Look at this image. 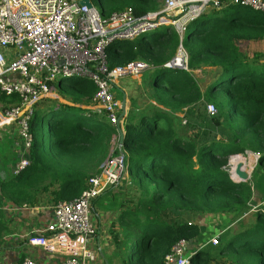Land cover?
Masks as SVG:
<instances>
[{
    "label": "trees",
    "instance_id": "1",
    "mask_svg": "<svg viewBox=\"0 0 264 264\" xmlns=\"http://www.w3.org/2000/svg\"><path fill=\"white\" fill-rule=\"evenodd\" d=\"M98 1L99 10L92 4L106 19L125 8L136 16L154 12L163 0ZM263 39L264 13L230 4L206 12L181 36L165 28L160 38L112 44L106 51L109 69L133 62L153 67L152 74H145L154 86V99L171 112L201 104L192 74L216 68L218 75L205 92L207 98L219 99L216 115L188 124L198 129L190 138L181 136L173 117L149 101L119 118L117 129L89 125L76 118L84 111L75 105L90 101L95 85L88 80L69 88L55 84L57 94L68 95L74 105L45 99L35 107L29 121L30 166L14 177L3 198L28 207L46 198L53 204L74 200L99 173L115 139L138 196L125 203L115 190L118 185L111 187L92 202V213L116 216L111 227L118 232H111V241L121 264H162L179 241L188 243L193 264L223 258L227 264H264V211L252 214L249 224L242 219L254 198L264 209V66L248 63L236 47L239 41ZM179 44L187 55V70L162 68ZM18 103L15 95H0V109ZM245 152L260 154L257 171L249 181L231 182L224 170L229 157ZM206 216L228 217L236 225L220 233L217 245L205 244L199 218Z\"/></svg>",
    "mask_w": 264,
    "mask_h": 264
},
{
    "label": "built area",
    "instance_id": "2",
    "mask_svg": "<svg viewBox=\"0 0 264 264\" xmlns=\"http://www.w3.org/2000/svg\"><path fill=\"white\" fill-rule=\"evenodd\" d=\"M79 2L0 0V95L19 98L17 105L0 109V140L4 130L13 126L12 146L18 154V163L13 170L15 175L30 166L33 137L29 121L35 107L45 99L56 100L54 85L63 86L65 78L76 76L78 81L75 83L91 81L96 88L94 96L88 105L75 107L83 110L85 117L90 114L103 116L109 126L117 129L122 105L115 99L113 87L120 78L139 76L152 71L153 67L133 62L109 69L106 51L112 44L137 38H160L165 28H172L181 36L208 7L220 11L232 4L264 13V0H163L154 12L136 16L131 8H125L104 19L92 0L91 9ZM177 49L178 54L163 68L187 70L186 52L181 44ZM207 112L214 115L215 109L208 105ZM115 153L102 162L99 173L88 180L89 187L79 197L51 206L52 222L29 233V246L63 257L62 264H89L95 260L98 247L92 202L103 191L119 185L126 175L125 158L120 150ZM243 158L252 160L255 166L260 154L231 155L224 168L231 182L239 181L234 163L238 159L244 161ZM248 168L242 163L241 170L247 174V181L252 172V168ZM218 242L219 236H214L205 244L215 246ZM191 256L188 243L179 241L172 246L162 264H193ZM18 264L38 263L24 257Z\"/></svg>",
    "mask_w": 264,
    "mask_h": 264
},
{
    "label": "rangeland",
    "instance_id": "3",
    "mask_svg": "<svg viewBox=\"0 0 264 264\" xmlns=\"http://www.w3.org/2000/svg\"><path fill=\"white\" fill-rule=\"evenodd\" d=\"M95 4V8L99 10V4H98V0H92ZM211 7H208L206 12L209 11ZM177 14V13H176ZM170 16H173V14H170ZM148 37V36H147ZM236 47L239 51V53L241 55H243L246 59V61L250 64L253 65H260V66H264V39L263 40H245V41H239L236 44ZM178 50V49H177ZM177 53V52H176ZM178 54V53H177ZM176 54V55H177ZM218 70L216 68H210V67H206V68H201L200 70L194 71L193 72V77L196 80L197 86L200 90V92L202 93V101L201 104H196L195 106L191 107L190 109H183V110H179L177 112H171L169 110L164 109L163 107H161L156 100L154 99V86H151L152 82L151 79L149 77L148 74H142L139 76H133V77H123L120 78L115 86L112 89V93L115 97V99L118 102H122L123 99L125 101V105L128 106L129 110L132 111L133 113L137 112L138 110H141V107L144 105L145 101H149L150 103H152L154 106H156L159 110L170 114L173 117V123H174V127L175 129L178 131V133L183 136V137H187L190 138L194 135V133H196L198 131L192 129V127H190L188 124H196L202 115H204L205 117H212L214 115H216L218 108L220 106V102L219 99L217 97H213V98H207L205 96V92L210 84V82L217 77L218 75ZM78 79L76 76H72L69 78H65L62 80V84H63V88H69L72 87V84L77 82ZM57 94V92H56ZM57 101L59 103H71L68 101L69 96H60L57 94ZM89 101H87L86 103L81 104L82 106L88 105ZM80 105V104H79ZM211 105L214 109H215V114L214 115H210L207 112V106ZM191 113V114H190ZM76 118L78 120H82L84 122H87L89 125H102L104 127H109L111 128V126L108 125L107 121L105 120V118L103 116L100 115H92L90 118L89 117H85L84 113H77ZM120 118V116H119ZM113 128V127H112ZM120 149V145L117 143V140L114 139V141L111 143L110 148L108 150V154L107 155H116V151H118ZM242 163H244L247 167L249 165V168H252L253 165V161H249L246 158H243ZM242 163H239L242 165ZM257 171V163L256 165L252 168V172L250 175V179L252 174H254L253 172ZM132 176L128 175V172L126 173L125 177L123 178V180L121 181V183L115 188V190L119 189L117 193L119 194H123V201L126 203V201L129 200H133L136 199L138 196V191L136 189H134L132 184ZM249 206V211L250 209L253 210V212L248 213L247 216H245L244 218H242L244 220L245 224H249L252 222L253 218H252V214L254 213H261L264 211L262 205H260L258 203V200L256 198H254L251 202H249L248 204ZM92 216L94 218V223H95V227H96V242H97V247H98V251L95 254V260L91 263V264H102V213L98 214V212H94V214L92 213ZM105 219V218H104ZM114 219H116V216H107L106 219V225L103 228L105 229V234H108L109 237H111V232H118V228L116 226L111 227L108 226V223L111 221H114ZM219 217H211V216H206L203 218H199L200 222L202 223V225L204 227L210 228V229H216L219 230L220 226H218L219 221H218ZM194 221V220H193ZM139 234V233H138ZM210 234V235H209ZM220 233H216L215 235L213 234V236H211V233H205V236L208 239H210L211 237L214 236H219ZM123 236V234H121V237ZM106 243L104 248L109 247L108 249H110L111 247L114 249L113 251H111V254L113 256H116L115 258H117L118 261H120L119 258V251L114 247V245L112 244H108L107 242L109 240H107L105 238ZM135 243V242H134ZM111 245V246H110ZM107 252H109L107 250ZM192 253V252H190ZM120 263V262H119ZM121 264V263H120ZM213 264H227L225 261V258L218 260L216 263Z\"/></svg>",
    "mask_w": 264,
    "mask_h": 264
},
{
    "label": "crops",
    "instance_id": "4",
    "mask_svg": "<svg viewBox=\"0 0 264 264\" xmlns=\"http://www.w3.org/2000/svg\"><path fill=\"white\" fill-rule=\"evenodd\" d=\"M129 111L125 105L123 117ZM3 138L0 140V263L18 264L24 257L34 259L38 264H62L63 257L58 255H49L38 247H31L27 244V237L33 229H40L52 222L53 216L51 206L53 203L50 198H46L42 204L37 207H28L25 205H14L7 197L3 198V193L11 187V182L17 176L13 170L18 163V154L13 149L12 141L15 138L14 127L4 130ZM101 214V212H99ZM109 213L102 212V264H120L116 256L111 254L114 249L104 248L105 238L111 244V237L105 234L106 219ZM105 218V219H104ZM228 217L220 216L218 221L219 230L204 227L203 233H222L225 230L236 225L235 220L229 221ZM111 226V222L108 223ZM97 243V242H96ZM111 246V245H110ZM107 250L109 252H107ZM98 251V250H97ZM91 264V263H89Z\"/></svg>",
    "mask_w": 264,
    "mask_h": 264
},
{
    "label": "water",
    "instance_id": "5",
    "mask_svg": "<svg viewBox=\"0 0 264 264\" xmlns=\"http://www.w3.org/2000/svg\"><path fill=\"white\" fill-rule=\"evenodd\" d=\"M80 5L82 6H85L87 9H91L92 8V4L90 2V0H80ZM163 68V67H162ZM155 69L152 68V71H151V74L153 73ZM16 78H18V75H16ZM121 105H122V110H121V114H120V118L123 117L124 115V112H125V101L123 99V101L121 102ZM80 109V108H79ZM118 131V130H117ZM119 133V137H120V142H121V139H122V135L120 132ZM242 165L241 164H238L236 165V168H235V175H236V178L239 180V181H243V182H246L248 180V177H247V174L244 173L242 170Z\"/></svg>",
    "mask_w": 264,
    "mask_h": 264
},
{
    "label": "bare ground",
    "instance_id": "6",
    "mask_svg": "<svg viewBox=\"0 0 264 264\" xmlns=\"http://www.w3.org/2000/svg\"><path fill=\"white\" fill-rule=\"evenodd\" d=\"M118 50H119V49H118ZM239 163H242V161L238 159V160L235 161L234 164H235V165H238ZM248 167H249V166H248Z\"/></svg>",
    "mask_w": 264,
    "mask_h": 264
}]
</instances>
